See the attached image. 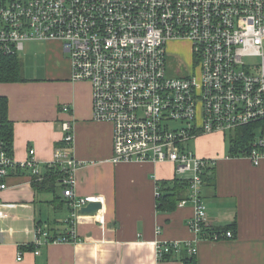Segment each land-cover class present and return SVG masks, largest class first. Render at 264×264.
<instances>
[{"label":"built area","instance_id":"1","mask_svg":"<svg viewBox=\"0 0 264 264\" xmlns=\"http://www.w3.org/2000/svg\"><path fill=\"white\" fill-rule=\"evenodd\" d=\"M178 39L190 43L192 64L170 76L166 45ZM26 41L59 42L72 80L90 84L93 120L112 126L113 164L170 163L178 176L189 175L187 197L177 205L193 206L187 226L196 236L211 232L201 187L212 161L193 153L190 142L247 129L251 143L236 157L253 166L264 160V0H0V52L17 55ZM61 131L48 168L62 172L63 197L74 213L102 205L100 196L76 195L72 125L62 123ZM28 155L16 164L0 143V192L12 170L40 177L34 150ZM77 241L74 230L54 235L37 227L32 245ZM184 251L197 253L189 243L155 244L158 261Z\"/></svg>","mask_w":264,"mask_h":264},{"label":"crops","instance_id":"2","mask_svg":"<svg viewBox=\"0 0 264 264\" xmlns=\"http://www.w3.org/2000/svg\"><path fill=\"white\" fill-rule=\"evenodd\" d=\"M17 56L24 80L0 83L12 123L11 156L20 164L34 150L40 177L21 168L10 171L5 180L7 188L0 192V264H185V258L195 264H264V160L253 166L232 155L226 135L220 133L193 140L191 151L212 161L201 187L211 232L196 236L187 226L194 215L191 204L178 207V201L172 210H157L158 192L172 193L178 182L188 179L178 176L172 164L111 162L112 126L93 120L91 86L72 80L61 44L26 41ZM64 122L73 130L76 195L102 198L96 217L73 212L63 197L61 177L51 190L35 188L34 182L57 171L48 164L61 145ZM181 194L187 197L186 187ZM37 227L54 235L74 230L78 241L34 247ZM224 231L233 238H210ZM170 241L189 243L197 253L184 251L158 261L155 244Z\"/></svg>","mask_w":264,"mask_h":264},{"label":"trees","instance_id":"3","mask_svg":"<svg viewBox=\"0 0 264 264\" xmlns=\"http://www.w3.org/2000/svg\"><path fill=\"white\" fill-rule=\"evenodd\" d=\"M24 80L21 71V64L16 54H4L0 52V83H14V82H22ZM235 133L231 135L229 148L230 153L232 155H236L243 150H247L251 140L252 134L247 129H239ZM236 139H233V137ZM12 140H13V131H12V123L9 121L7 117V100L4 97H0V143L6 152L9 155H12ZM211 167H207L204 172H202V180L203 184L205 182V178L210 172ZM50 176V178H47ZM47 176L41 182H34L36 190L47 189L51 190L53 186V182L57 180L60 173L55 171H49ZM180 185L172 193L161 194L157 200V210H172L175 208L178 201L182 199V192L186 187L187 190V180H184L183 184L178 182ZM185 183V186H184ZM185 264H195L194 260H188V258L182 259Z\"/></svg>","mask_w":264,"mask_h":264},{"label":"rangeland","instance_id":"4","mask_svg":"<svg viewBox=\"0 0 264 264\" xmlns=\"http://www.w3.org/2000/svg\"><path fill=\"white\" fill-rule=\"evenodd\" d=\"M8 1V0H6ZM64 58H68V55L66 53H63ZM166 57H167V63H168V74L170 76H174V67H179L182 66L183 68L185 67H190L192 64V54H191V45L188 41L186 40H174L170 41L166 45ZM184 73H187V71H184ZM225 140L228 142L229 145V137L230 134L227 133L225 134ZM193 141L190 142V149L193 148ZM187 176L184 175L185 178H189L188 174ZM57 193L60 195L62 194V189L57 188Z\"/></svg>","mask_w":264,"mask_h":264},{"label":"water","instance_id":"5","mask_svg":"<svg viewBox=\"0 0 264 264\" xmlns=\"http://www.w3.org/2000/svg\"><path fill=\"white\" fill-rule=\"evenodd\" d=\"M102 209V205L99 203H90L87 204L85 207L80 208L77 211L78 216H89V217H96L100 210Z\"/></svg>","mask_w":264,"mask_h":264}]
</instances>
